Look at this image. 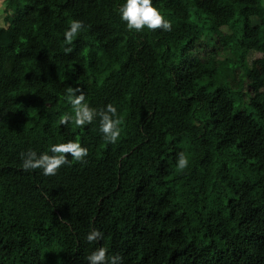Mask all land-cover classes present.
I'll list each match as a JSON object with an SVG mask.
<instances>
[{
	"label": "trees",
	"instance_id": "1",
	"mask_svg": "<svg viewBox=\"0 0 264 264\" xmlns=\"http://www.w3.org/2000/svg\"><path fill=\"white\" fill-rule=\"evenodd\" d=\"M124 2L5 0L0 264H87L101 247L118 264H264L263 0H152L171 29L139 32ZM70 89L116 109L115 143L99 116L75 124ZM70 141L83 161L22 167Z\"/></svg>",
	"mask_w": 264,
	"mask_h": 264
},
{
	"label": "clouds",
	"instance_id": "2",
	"mask_svg": "<svg viewBox=\"0 0 264 264\" xmlns=\"http://www.w3.org/2000/svg\"><path fill=\"white\" fill-rule=\"evenodd\" d=\"M119 16L121 21L126 23L129 30L137 32L144 28L149 30L162 29L169 31L171 24L164 18L161 12L153 7L152 0H125L119 8ZM82 21L73 20L70 27L64 32L65 41L71 43L74 37L83 29ZM72 49H66V52H71ZM79 89L69 90V98L74 109V122L77 126L91 124L93 120L100 117V132L103 134V139L109 143H115L120 136L119 120L115 119L116 109L112 105H107L105 111L97 112L95 109L89 107L85 102V95L83 93L77 95ZM73 119L72 115L66 114L62 119V124H67ZM51 152L54 155L41 154L37 156L35 152L27 153L23 158L22 167L25 170L42 169L45 176L55 175L57 170L66 163L67 156L77 161H83L84 157L88 155V150L82 147L78 142H67L56 144L51 147ZM188 159L184 153H180L177 158V167L184 169L188 166ZM102 238V233L98 230L89 232L85 239L92 243ZM119 256H107L106 249L103 247L92 252L86 257L87 264H118Z\"/></svg>",
	"mask_w": 264,
	"mask_h": 264
},
{
	"label": "rangeland",
	"instance_id": "3",
	"mask_svg": "<svg viewBox=\"0 0 264 264\" xmlns=\"http://www.w3.org/2000/svg\"><path fill=\"white\" fill-rule=\"evenodd\" d=\"M263 3H264V0H263ZM254 25H259V22L258 20H254ZM261 55L260 54H256L252 57V60H258V59H261ZM260 71V69H258Z\"/></svg>",
	"mask_w": 264,
	"mask_h": 264
},
{
	"label": "crops",
	"instance_id": "4",
	"mask_svg": "<svg viewBox=\"0 0 264 264\" xmlns=\"http://www.w3.org/2000/svg\"><path fill=\"white\" fill-rule=\"evenodd\" d=\"M6 11L5 0H0V12Z\"/></svg>",
	"mask_w": 264,
	"mask_h": 264
}]
</instances>
